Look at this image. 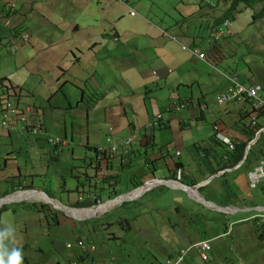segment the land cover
<instances>
[{"label": "rangeland", "instance_id": "obj_1", "mask_svg": "<svg viewBox=\"0 0 264 264\" xmlns=\"http://www.w3.org/2000/svg\"><path fill=\"white\" fill-rule=\"evenodd\" d=\"M50 1L51 0H0V7L2 6L1 4L7 2L15 5V9L19 11V14L11 18L12 24H20L23 34H28L26 31H31L33 36L32 40L38 38L48 42L52 41V38L60 34V29L56 25L55 17L61 16L63 12H65L60 9V6H49V10H45L43 7H45ZM122 1L128 4L131 8L130 10H135L137 12L135 16H129V11L126 10V23L133 21L146 22V20H148L159 25L163 30L166 28L169 32H174L176 34L178 27L175 23L183 20L182 12L186 13L189 11L187 8L182 10L181 7L188 4L192 6L196 5L199 8L200 2L204 3L203 0H149L152 5H146V1L148 0ZM139 2H142V4L138 5ZM205 2L211 4H213V2L214 4L218 3L219 6L216 8L214 14H211V10H207V8H201V10L199 8V10L194 11H191L193 8H190L191 14L189 15L188 20L191 24L189 23L186 25L185 31L189 29L196 34L194 39L197 40H199L197 35L205 34V32H200V30L202 27L206 30L208 24L207 19H211L213 16H219L222 13L221 9H224V6H227V2L224 3L223 0H218V2L217 0H205ZM30 3L37 4L38 8L42 4L41 10L35 8L32 11L24 13L23 11ZM256 9H258V6H256ZM51 11L55 13L51 14ZM65 15L68 18H71L73 14L72 12H67ZM251 16L252 12L249 10L239 15V20L231 27L232 34L225 36H231V38L225 39L224 37L217 42V46L211 54V59L214 63H211L210 65L208 62H203V64L198 63L201 73L198 74V67L194 65L197 61H192V59L186 61L184 55H182L183 52L181 51V48L180 52H176L174 55L172 64L175 66L180 65V71L183 73L184 77H188L190 74L197 76L192 85L200 83V86H197L194 90L199 92V99L202 97L203 99H206L209 106L210 113L206 116V121L196 124V127H194V130L192 131L193 134L196 133L197 135V140H194L193 142H199L200 139L204 138L209 139L212 135L211 125L215 121L218 120L222 123L226 122L229 126H232L239 120V111L241 109H251L250 106L245 104L232 103L222 108L215 105V98L219 93L217 91L225 87L226 89L230 87L227 77L237 74L240 82H243L244 78H246V81L247 79L248 81L249 79L250 81H256L257 91L264 99V20L259 21L255 27H252L249 26L251 23ZM0 26L4 25L1 24ZM6 30H9V33L12 34L10 25L1 30L4 31V37L2 39V46L0 47V78H3L4 71L9 70L10 68L11 71L15 72L16 60L19 54L22 53V51L19 50L18 54H16L18 51L16 53H10V37ZM128 30L126 38L129 40V43L127 44L130 45V47L134 48V46H138L143 49L144 44L145 46L148 45L147 36L133 34V29ZM180 37L185 41L193 39L189 37L184 38V36ZM141 39L144 44L137 45L136 42ZM6 43H8L7 47H5ZM179 43L181 42L179 41ZM114 45L115 47H119V44L114 43ZM125 51L131 53L130 48H125ZM57 52L58 51H56V54ZM43 59L44 56H38L36 58H31L30 60L34 66L37 67L42 64ZM177 60L183 61V63L177 62ZM139 62H143V57ZM51 68V65L45 67L41 66V70H43L44 73L50 71ZM35 71L37 72L39 70L36 68ZM121 71L122 65H117L109 72V82L106 84V88L109 86L111 89L112 86L115 85L116 77L120 75ZM87 75L88 72H85L84 77ZM21 76L22 74L20 73L16 74L17 79ZM43 77L47 76L36 74L29 83V89L34 90ZM67 81H69V83H75L73 82L71 75H67ZM78 83H81V77L78 78ZM76 85L81 87V89L85 88L82 83ZM87 88L88 92L91 94L92 88ZM78 89L79 88L68 84V95L79 97ZM126 89L129 88L126 87ZM226 89L222 91H225ZM162 92L165 97H168L170 92L177 93V87L172 91L164 87ZM6 93L7 92H4L2 94ZM142 93V95H145V90H143ZM21 96L22 98L20 99L19 107L26 114V118L29 122H36L37 119H40L46 131L57 138L62 137V139H65L66 130L69 143L71 127H73L74 144L78 146H80L81 142L85 143L89 135L91 142L90 145L94 146L96 144L95 136H92L94 129L104 125H107L109 129H114L113 126L118 121L111 112L106 115L108 118L107 121L101 115L92 116L94 123L88 121L85 108L87 103H84L77 112L76 110H64L63 112L53 114L49 107H46L49 102H46L43 94L34 92L31 95L27 91H23ZM92 96L93 95H91L90 98ZM148 96L151 99L152 95L148 94ZM94 100L96 99H92V106L89 105L90 107L87 108V110H90L92 107H101L102 105H110L112 107L117 106L115 104L97 102V100ZM194 101H197V98H194ZM145 102L149 103L146 99ZM33 104L43 108L42 111L44 116L39 117V113L35 111L34 108L28 107ZM71 105H76L75 101H71ZM226 111H229L230 115H224ZM241 125H243V123ZM262 126L264 127V121ZM175 129L176 128L154 132L155 149L149 150V154H157L161 148L168 147L171 155L175 154L176 150L181 151L182 159L189 164L191 159L196 156L191 154L188 150L190 143L182 142L179 138V131ZM190 133H187V136L190 137ZM183 136H186V134ZM125 137H127V135ZM44 139V137L40 136H30L26 146L25 143H23L24 141L21 136L18 134L15 137H11V140H13V142H11L13 144L12 147H8L4 141L1 142L0 168L3 169H0V190L3 189V186H7L8 177L17 174L16 164H13L12 166L10 163L9 168L8 166L6 168L4 165L5 157L8 156V153L13 151L18 155V162L22 167L23 174L27 176L32 173L47 174L48 176H45L43 179H46L49 182V186L54 190H59L62 186L63 181L59 179V176L67 175V188L72 189L75 187L76 181L70 176L69 163L71 161L65 162V165L53 163L47 173V163L44 159L43 153L46 151L48 152L49 150L41 147ZM72 150L76 152V156L82 154L77 152L80 150V147H70L71 153ZM69 157L70 153L68 152L67 155L62 156V160H68ZM144 158L145 157L140 159L141 165L137 163L132 172L126 175V180L142 174L145 169ZM170 162H172V160H160L157 162L158 177H165L161 172L160 166L168 169L174 167L173 163L170 164ZM59 167L60 169H63L62 172H57ZM237 176L238 173L229 174L227 176L229 185L237 192L240 198L235 207L242 210L250 208L252 211H240L236 214L218 211L213 206L207 207L197 199L191 198L190 195L183 190L164 185L156 188L153 187V190L147 192L144 196L137 198L136 202L130 203L129 208H122L121 204L115 207L116 204L122 203V201L115 203L111 207L115 208L110 210L108 215L97 211L99 210L98 207L100 205L93 207L90 210L96 211V214L82 216L80 218H90L86 220L99 218V222L95 225L97 228V235L94 236V239L97 241L107 239L109 242L106 245L95 244L94 253L91 254L95 256V264H152L155 260L159 263V261L166 257V252L186 246L192 241L205 238L212 240V257L207 263H203L201 259H198L197 264H229V261L230 264H264V239L259 240L255 235V224L253 221L242 222L244 219L257 214L254 206H264V199L261 196V190L251 191L253 196L259 195L256 196L253 201L247 199L245 196V191H249L246 187L248 184L247 175L243 172L239 177ZM220 181L221 180L219 179L211 186L205 187L200 195L205 201L222 206L221 204L223 203L221 200H223L224 194L222 191V183ZM34 185L40 190L43 188L39 178H35ZM123 192H127V190H124ZM75 197L76 195L71 194L68 203L65 201L66 195L59 197L60 200H57L64 205H69V202L74 203ZM108 199L109 197L104 198V200ZM34 202L35 201L27 199L16 200L5 203L0 207L1 211L2 207L6 206V208L0 213V227H4L5 223L14 226L16 230V246L20 247L23 251L24 264L75 263V256L79 252L78 249L80 246L79 244L76 245L78 230L77 227H75L74 221H77V218L71 217L66 212L58 211L59 215L57 218L59 225H51L48 228L44 214L37 213L23 206V203L33 204ZM40 203H38V205H40ZM137 216L138 218L133 222L135 228L133 231H126L120 227L114 228V232L116 231L118 235L123 236V240L120 242H112L110 239V236L112 235L109 234L112 231L111 229L103 230V222H107L108 220L118 221L123 217L134 219ZM227 224L229 225L227 226ZM225 225L230 229L229 235H223ZM69 243H74L73 248H68Z\"/></svg>", "mask_w": 264, "mask_h": 264}, {"label": "crops", "instance_id": "obj_2", "mask_svg": "<svg viewBox=\"0 0 264 264\" xmlns=\"http://www.w3.org/2000/svg\"><path fill=\"white\" fill-rule=\"evenodd\" d=\"M141 4L142 2L138 3V5ZM1 5L0 25L3 24L4 26H0V39L4 37V31L1 30L7 28L10 24L12 34L9 33V30H6V32H8V36L10 37L9 41H12L13 34L16 32L13 31L15 30L13 27L20 24H12L11 19L9 17L7 19L6 17L9 12L8 6L13 7L15 5L11 3L7 5L4 3ZM146 5H152V3L148 0L146 1ZM41 6L38 8V5L35 4L34 9L37 8L41 10ZM49 6H60V9L65 11L61 16L55 17L56 25L60 29V34L52 38V41L46 42L38 38L32 40L33 36L31 31H26L31 38L19 48V51H22V53L19 54L16 60V70L13 72L10 68L4 71L3 77H7V82L12 86H19L22 88V91H27L31 95L34 92L43 94L46 102H49L46 107H49L53 114L63 112L64 110H76L77 112L84 103H87L85 106L87 111L86 117L88 121L93 123L94 119L92 116L101 115L107 121L108 118L106 115L110 112L113 113L115 119L118 120L113 126L114 129H109L107 125L95 128L92 132V136H95L96 144L92 147L99 148L106 145L111 133L114 135L116 141L124 139L126 135L127 137L130 136L133 132L145 133V129L142 128L149 123L153 116L160 114V112L163 113L165 117L166 115H170V120H172L171 126L173 124V128H178V123L181 120L187 119L188 115L186 113L165 114L166 112L164 113V111L168 109L171 99L175 98L178 100L181 98L191 100L197 98V100H203V97L199 99V92L194 90V88L200 86V83L192 85L197 76L190 74L188 77H184L183 73L180 71V65L175 66L172 64L174 55L176 52H180V48L185 60L190 61L192 59V61H197V63H194L197 67L199 66L198 63L203 64V62H208L209 65L214 63L211 59V54L215 50L214 45L209 52H205L207 61L200 60L188 50L192 48L194 43H199L201 41L206 35V31L209 30V27H207L206 30L202 27L200 32H205V34L197 35L199 40L194 39L196 34L189 29L185 31L184 38H193L190 41L182 40L178 33V28L181 26L185 28L187 24H191L188 20L191 14L190 8H193L191 11L199 10L196 5L192 6L186 4L181 7L182 10L187 8L189 11L186 13L182 12L183 20L175 23L178 27L177 34L169 32L166 28L163 30L159 25L148 20H146V22L133 21L126 23L127 15L125 11L128 10V15L132 16L130 14L131 8L122 0H51L43 8L49 10ZM28 11L29 8L26 7L24 12ZM67 12H72L73 15L71 18L65 15ZM54 13L55 12L51 11V14ZM128 29H133V34L147 36L148 45L145 46L141 39L137 41L136 44L140 45L143 43V49L138 46H134V48L130 47V45L127 44L129 40L126 38L129 31ZM164 32L168 33L170 36L173 35L177 40L175 41L169 37H164ZM207 40L205 45L209 44ZM179 41L182 44L179 43ZM114 43L119 44V47H115ZM1 46L2 42L0 43V47ZM183 46L188 47V49H183ZM125 48H130L131 53L126 52ZM19 51L16 54H18ZM56 51H58L57 54ZM38 56H44V59L42 64L35 67L30 59ZM142 57L143 62L140 63L139 61ZM177 62L183 63V61L180 60H177ZM47 65H51L52 68L50 71L44 73V71L41 70V66L45 67ZM117 65H122V71L120 75L116 77L115 85H113L111 89L109 86L106 88V84L109 82V72ZM36 68L39 71L36 72ZM85 72H88L86 77H84ZM18 73L22 74L19 79L16 78V74ZM199 73H201V71L198 67V74ZM36 74L46 75L52 78L43 77L34 90L29 89V83ZM67 75H71L75 83H69V81H67ZM79 77H81V83L83 87H85L84 89L76 85L81 84L78 83ZM68 84L79 88V97L68 95ZM87 87L92 88L91 94L88 92ZM126 87L129 89H126ZM164 87L170 91L177 87V93L170 92L168 97H165L162 92ZM224 89H226V87L217 92L221 93ZM143 90L146 92L145 95H142ZM148 94H151L153 97L151 96L150 99ZM91 95L93 96L90 98ZM92 99H96L97 102L115 104L117 106L102 105L101 107H92L90 110H87V108L90 107L89 105L92 106ZM145 99L148 100L149 103H146ZM71 101H75L76 105H71ZM173 101L174 100H172V102ZM158 102L165 104H158ZM167 102L169 103L168 105ZM28 107L38 108V116H44L42 107H38L36 104ZM224 115H230V112H226ZM194 118H196V116H194ZM39 120L37 124H39ZM262 120L263 119L258 120V122L260 123ZM129 121L137 124L138 128L134 131L129 129ZM193 126H196V124ZM72 129L73 127H71L70 138L71 142L74 143ZM111 130L114 131L112 132ZM190 132V130L185 132L186 136H184V142L194 138L193 133L191 134ZM187 133H190V137L187 136ZM147 135L149 136V134ZM65 137H67L66 130ZM9 138L10 136H7L5 132H1L0 146L1 142L4 141L8 147H12L13 144L11 142H13V140ZM22 140L25 144L29 141V139ZM90 144L89 135L85 143L81 142L80 146L75 144L74 147H80V150L77 152L82 153L79 156H83L86 147H91ZM10 153L13 154L9 155L8 153V156L6 154L10 159L7 160L8 168L10 167V163L12 166L13 164L17 166L18 162V156L15 151ZM72 154L75 159L81 158L76 156L74 150ZM171 163H173V161L170 162V164ZM249 191H245L247 199L251 200L259 196L254 195L252 197V193Z\"/></svg>", "mask_w": 264, "mask_h": 264}, {"label": "trees", "instance_id": "obj_3", "mask_svg": "<svg viewBox=\"0 0 264 264\" xmlns=\"http://www.w3.org/2000/svg\"><path fill=\"white\" fill-rule=\"evenodd\" d=\"M203 2H200V10L201 8H207V10H211V14H214L216 11V8L219 6V4H211L206 3L205 0ZM218 2V0H217ZM224 3L227 2V6H224V9L222 8V13L219 16H213L211 19H207V27H209V30L206 31V35L201 39L199 43H194L192 45V50L196 49L197 47L204 48V52H209L210 47L214 45L216 47L217 42H211L208 45H205V42L210 37V33L213 31L218 30L225 21H230L234 24L239 20V15H241L243 12L249 10L252 12L251 16V23L249 26L255 27V25L261 21L264 20V0H223ZM204 4V5H203ZM34 3H31L28 5L29 11L34 10ZM256 6H258V9H256ZM24 12V11H23ZM25 13V12H24ZM19 14V11L17 9L10 10L7 14L6 18H12L13 16H16ZM20 27V30L17 31L16 36H19L21 29V25H16L15 28ZM16 30V29H15ZM178 33L180 36H184L185 34V28L182 26L178 28ZM229 35V34H226ZM225 35V36H226ZM166 37L165 35H163ZM224 36V37H225ZM207 38V39H206ZM231 36L225 37V39H229ZM206 39V40H205ZM2 42V39H0V43ZM8 46V43H6L5 47ZM255 79V78H254ZM8 81L7 77L0 78V112L2 110L1 103L3 100L12 101L15 102L17 105L20 103V99L22 98V88L19 86H12ZM242 84L248 83L250 86H255L257 84L256 81H246V78H244V81L241 82ZM262 90V88L260 87ZM4 92H7L6 94H2ZM153 97V96H152ZM194 99L187 100V99H181L179 98L177 101L176 106L169 104L167 102V105L169 104L168 109L164 111L165 114H181L186 113L188 115L187 119L181 120L178 123V128L175 130L179 131V138L182 142H184V136L185 132L194 130L193 126L194 124H200L204 121H206V116L209 111V106L207 104L206 99L203 100H197L194 102ZM161 102H158V104ZM165 104V103H161ZM246 105V104H245ZM172 108V110H171ZM35 111L39 113L38 108H34ZM229 112V111H226ZM197 114V115H196ZM257 115L258 120L263 118L261 114L254 113L253 110L245 111V108L241 109L239 111V120L234 123L232 126H229L227 123H225V128L219 132L225 134L226 132L228 134L234 133V140L233 144L235 145V149L232 151L229 149V146L225 145L221 141L217 139V133L214 132L215 127L221 128V121H215L211 125L212 135L209 137V139H200L199 142H193L194 140H197L196 133L193 134L192 140H187L185 143H190L188 146V150L191 154H193L194 157L191 159L189 164H187L182 159V152L179 150H176L175 154H170V149L168 147L161 148L159 150V153L157 154H149V150L155 149V140L153 133L156 131H162V130H169L174 129L173 124L171 126L172 120H170V115L164 116L162 120H158L156 123H153L152 128L146 129L145 133H139L138 139L134 142L133 145L127 147V148H120L117 152H99L97 147H90L87 146L85 150V154L83 156H77L81 157L80 159H75L73 157V154L70 152V147H74V143H70L65 137V139H62V137H54L50 135L48 131L45 133V139L42 143L41 147L46 148L49 151L44 152L43 156L47 163V173L49 172L50 167L53 163H57L60 165H65L64 163L67 161H71L69 163V169H70V176L76 181L75 187L72 189L67 188L66 182H67V175H61L59 176V179L63 181L62 186L59 190H54L51 186H49V182L46 179H43L45 176H48L47 174H39V173H32L29 176L23 174L22 167L20 166L19 162H17V174L12 175L7 180V186H3V189L0 190V198L5 197L6 195H9L11 193H15L21 189L25 190H35L38 189L37 186L34 185L35 178H39L41 181V185L44 188L38 189L42 191L44 194L48 195L50 198L59 199V197L66 195L65 201L68 203L70 195H77L81 196V200H76L74 203H70L69 205L72 208L79 209V208H89L93 207L95 205H98L100 202L104 201V198L109 197V199H115L116 197L122 195L123 193H129L133 190L139 189L141 186H143L148 180L150 179H160V180H175L176 179V173L179 169H183L185 173H187V176L185 177L182 182L188 186H194L199 184L200 182H204L211 178L212 176H216L221 174L222 172H225L227 169H234L240 162H242L245 158L247 147L249 143L255 140L257 132L263 128L262 122L257 124V127L253 128L251 124L249 123V120L251 117ZM196 116V118H194ZM129 129L134 131L138 128V125L135 123H131L129 121ZM243 123V125H241ZM145 126L142 128L144 129ZM35 127H27V134L24 135L25 138H30V136L33 135V130ZM42 131H45V128L43 125H41ZM222 129V128H221ZM199 130V129H198ZM149 133V136L147 135ZM232 133V134H233ZM44 135V134H43ZM42 141V140H41ZM27 146V144H25ZM73 151V150H72ZM70 153V157L68 160H62V156L67 155V153ZM145 155V156H144ZM172 156V157H170ZM68 157V156H67ZM144 158V167L142 174H139L137 177H132L131 179L126 180V175L131 173L132 170L135 168V165L139 163L141 165V158ZM264 157V133L260 134L258 140L251 146L250 153L248 154L246 160L244 161L243 165L237 169L233 170L231 173H225L221 177L214 179L212 183H210L207 186H211L219 179L222 183V191L224 194L223 200L221 202L223 206L229 207V206H237L238 201L240 200L237 192L229 185V182L227 180V176L229 174L238 173L239 177L243 172L248 173L250 170L255 167L259 162L260 159ZM160 160L166 161V160H172L173 161V168H162L160 166L161 172L165 175V177H158V166L157 162ZM163 163V162H162ZM4 165L7 168L6 162L4 161ZM3 165V167H4ZM3 169V168H0ZM66 169V168H65ZM63 169H60V167L57 169V172H62ZM198 173L200 177L193 176V174ZM236 177V178H237ZM235 178V179H236ZM201 187L199 189L200 193L201 191L207 187ZM124 190H127V192H123ZM262 195H264V191H262ZM97 198L96 200L92 201V198ZM60 200V199H59ZM136 201H133V203ZM132 202H127L123 205L124 208H129V204ZM226 204V205H224ZM25 208H28L32 211H35L37 213H42L45 215L46 224L49 228L51 225H59L58 223V213L55 209H53L50 205L46 204H23ZM220 206V205H219ZM6 208L4 206L2 210ZM138 218V216L134 219L129 218H120L117 220H110L107 222H103V230L111 229L110 226L113 227H120L121 229H124L126 231H133L134 225L133 222ZM85 219V218H82ZM99 218L97 219H91V220H85L80 222H75V227H77L78 230V238L84 239L86 243H92V244H99L103 245V243H106V239H101L99 241L94 239V236L97 235V228L95 225L99 222ZM252 221L255 224V235L258 237V239L263 240L264 239V224H259L257 219H252ZM229 224H227L228 226ZM91 226V227H89ZM225 225L224 233L223 235H229L230 229H228ZM113 236L110 238L114 240V242H120L123 240V236L118 235L117 232L110 233ZM220 236V235H219ZM84 237V238H82ZM201 241H210L211 244V250H210V259L212 257V240L205 238L201 240H196L188 243L186 246L180 247L178 249H174L171 251L166 252V257L159 261L155 260L152 264H174L177 260L178 255L182 251H187V254L184 256V261L191 260V254L194 250V245L196 243ZM192 260L196 261V258H193ZM75 264H95V256L91 255L89 253L87 254H76L75 256ZM230 264V261H229Z\"/></svg>", "mask_w": 264, "mask_h": 264}, {"label": "clouds", "instance_id": "obj_4", "mask_svg": "<svg viewBox=\"0 0 264 264\" xmlns=\"http://www.w3.org/2000/svg\"><path fill=\"white\" fill-rule=\"evenodd\" d=\"M6 5L7 4H10L9 2H7V3H5ZM8 9H9V11L10 10H15V6H13V7H11V6H8ZM133 13H135V14H133ZM130 14L132 15V16H135L136 14H137V12L135 11V10H131V12H130ZM8 19V18H7ZM226 22V21H225ZM224 22V23H225ZM231 24L233 25V23L231 22ZM10 25V24H9ZM232 25H231V27H232ZM231 27H230V33H228L229 35L230 34H232V31H231ZM13 29H16V30H13V31H16L15 32V34H13V39H12V41H9V45H11L10 46V48H9V50H10V53H16L18 50H19V48H20V46L23 44V43H25V42H28L29 41V39H30V37H29V35L28 34H23L22 33V31H20V33H18V34H20L19 36H16V34H17V31L18 30H20V27H18V28H15V27H13ZM214 32V31H213ZM212 32V33H213ZM212 33H210V37H209V41H207L208 43H211V42H218V41H220L221 39H223L224 37H222L220 40H215V39H213L212 38V36H211V34ZM25 35H28V39L27 40H24L23 39V37L25 36ZM164 35L166 36V37H169V38H171V37H173V36H170L168 33H166V32H164ZM172 39V38H171ZM15 44H17L18 45V49L15 51V52H12L11 51V49H12V46L13 45H15ZM184 47H186V46H183V49H184ZM187 49H188V47H186ZM196 49H200V48H196ZM202 49V48H201ZM200 49V50H201ZM186 50V49H185ZM189 51H191V53H192V51L194 50H192V48H190V49H188ZM202 51H203V49H202ZM204 52V51H203ZM194 56H196V55H194ZM202 61H207V59H205V60H202ZM231 77H236V79H237V82L238 83H240L241 85H243V86H246V87H255V88H257L256 87V85L255 86H250L248 83H246L247 85H245V84H242L241 82H240V79H239V76L237 75V74H234V75H231V76H229V77H227V81L230 83V87L228 88V89H226L225 91H223V92H221V93H219L217 96H216V98H215V105L217 106V107H220V108H222V107H225V106H227V105H229V104H232V103H229V104H226V105H224V106H218L217 105V98L221 95V94H223V93H225V92H227L228 90H230L232 87H233V85H232V83H231V81H230V78ZM258 92V91H257ZM260 95V94H259ZM172 100H174L173 102H172ZM5 101L6 102H8L7 100H3V102L1 103V108H2V110H1V112L3 111V108H4V104H5ZM177 101L178 100H176L175 98H172L171 99V101H170V104H171V106L172 105H175L176 106V104H177ZM12 104H13V107H15V109L18 111V115L19 116H23V117H25L26 118V114L24 113V111H22L21 109H20V107H19V105H17L15 102H12V101H10ZM235 103V102H234ZM235 104H246V105H248V106H250L251 107V109H249V110H253L254 111V109H253V106H252V104L251 103H249V102H244V103H235ZM245 111H248V110H245ZM0 112V113H1ZM254 113H256V114H261V113H258V112H256V111H254ZM261 115H263V114H261ZM157 116H162V119L164 118V115H163V113H161L160 112V114H158V115H155V116H153L151 119H150V121H149V123L153 120V119H155ZM253 117H255L256 118V120H257V124L259 123L258 122V118H257V115H255V116H253ZM253 117H251L250 118V124H251V119L253 118ZM263 118H261V119H264V115L262 116ZM12 119V123L13 124H16L17 125V127H18V130L17 131H9V132H6V131H1L0 130V133L1 132H5L6 134H7V136H10V138L12 137V136H16V135H20L21 136V138L22 139H29V138H25L24 137V135L25 134H27V127H35V128H39L40 130H41V132H42V134H39V135H34V136H36V137H38V136H40V137H44L45 138V133H46V130L45 131H42V129H41V125H42V122L39 120V119H37L36 120V122H33V121H28L27 120V118H26V120H27V123L26 124H20V122H19V118L16 116V117H12L11 118ZM161 119V120H162ZM261 119H259V120H261ZM39 120V124H37V121ZM148 123V124H149ZM222 123V122H221ZM148 124L145 126V130L147 129V126H148ZM25 127V130L24 131H22L21 130V128L22 127ZM225 122L223 123V125H221V128H219V127H215L214 128V132H218L217 133V139L219 140V141H221L222 143H224L226 146L228 145L229 146V149L230 150H234L235 149V145L233 144V140H234V134H228L227 132L225 133V134H223V133H220L219 132V130L220 131H222L225 127ZM251 126H252V124H251ZM253 127V126H252ZM257 127V126H256ZM253 128H255V127H253ZM262 129H264V127L263 128H261L260 130H262ZM259 130V131H260ZM112 132L114 131V130H111ZM259 131L257 132V135H256V138L255 139H257L258 140V138H259V136H260V134H262L263 132H260L259 133ZM259 133V134H258ZM44 134V135H43ZM147 134H149V133H147ZM132 136H134L136 139H138V136H139V133H136V132H133L130 136H128V137H126V138H124V139H122V140H120V141H116L115 140V137H114V135L111 133L110 135H109V137H108V140L109 139H113L116 143H118V144H122V143H124V142H126L128 139H130ZM9 138V139H10ZM108 140H107V144H108ZM253 142V141H252ZM251 142V143H252ZM251 143H249V145L251 144ZM107 144L106 145H104V146H107ZM254 144V143H253ZM252 144V145H253ZM249 145H248V147H247V150H248V148H249ZM251 145V146H252ZM104 146H101V147H104ZM231 146H233V148L231 147ZM101 147H99V148H101ZM99 148H98V150H99ZM121 148H123V147H121ZM250 149H251V147H250ZM247 152V151H246ZM250 153V152H249ZM9 154H13V153H9ZM18 156V155H17ZM246 156V155H245ZM7 160H10L8 157H5V159H4V161L6 162V165L8 166V163H7ZM246 159L244 158V160L242 161V162H240L234 169H227V170H225V172H222L221 174H219V175H216V176H212L211 178H214V179H217V178H219V177H221L222 175H224L225 173H231V172H233V170H237V169H239L242 165H243V163H244V161H245ZM262 160V158L260 159V161ZM260 164V162L255 166V167H253L251 170H250V172H248V173H246V175H247V182H248V185H247V187H248V189L250 190V192L251 191H253V190H261V196L262 197H264V195H262V191H264V188L262 187V186H260V187H256V188H252L251 186H250V183H249V178H248V176H249V174L252 172V170H254L258 165ZM176 179L175 180H170V182L171 183H175V184H181V185H185V186H187V187H189V188H192V187H196V186H198L199 184H201V183H206V182H208L211 178H209L208 180H206V181H204V182H200L199 184H197V185H194V186H188V185H186V184H184L183 182H182V180H184L185 179V177L187 176V173H185L184 172V170L183 169H179L178 170V172L176 173ZM193 176H196V177H200V175L198 174V173H196V174H193ZM11 177V176H10ZM10 177H8V178H10ZM213 179V180H214ZM212 180V181H213ZM160 181H168V180H160V179H150V180H148L143 186H141L139 189H136V190H133V191H131V192H129V193H126V194H122V195H120V196H118V197H116L115 199H108V200H104L103 202H100L98 205H95V206H99L98 208H100L101 206H104V205H108L109 203H111V202H115V203H117L120 199H122V198H124V197H126V196H128V195H131V194H133V193H138V195H137V198H139V197H142V196H144L147 192H149V191H151V190H153L154 188H156V187H158V186H163V185H160ZM212 181L211 182H209V183H207V184H205L204 186H207V185H209L210 183H212ZM164 186H166V185H164ZM204 186H201V187H204ZM154 187V188H153ZM200 187V188H201ZM199 188V189H200ZM199 189H197L198 191H199ZM142 190H144V192L145 191H147V192H145V193H141L142 192ZM29 191H31V190H25V189H21V190H19V191H17V192H15V193H11V194H9V195H6L5 197H2V198H0V200L1 199H7V198H9V197H12V196H16L17 194H19V193H24V192H29ZM33 191H37L38 193H43L42 191H40V190H38V189H35V190H33ZM136 191V192H135ZM252 193V192H251ZM199 194H200V191H199ZM46 196H48V195H46ZM194 197H192L191 195H190V197L191 198H193V199H197L199 202H203L204 201V199L203 200H200L196 195H193ZM201 196V195H200ZM252 196H253V193H252ZM49 197V196H48ZM202 197V196H201ZM50 198V197H49ZM137 198L136 199H125V200H122V203H118V204H116L115 205V207L117 206V205H119V204H121V207L122 208H124L123 207V205L125 204V203H127V202H133V201H136L137 200ZM51 199H54V200H57V199H55V198H51ZM81 200L82 199V197L81 196H77L76 195V197L74 198V202L76 201V200ZM97 198H95V197H93L92 198V201H94V200H96ZM254 199H251V201H253ZM57 201H59V200H57ZM40 202H44V203H40ZM38 203H40V204H46V205H50L53 209H55L54 208V206L52 205V204H49V203H46V201H35L33 204H37L38 205ZM59 203L60 204H62L63 206H66V207H69V208H72L70 205H64L62 202H60L59 201ZM71 203V202H70ZM212 203V202H211ZM23 204H25V203H23ZM26 204H30V203H26ZM72 204V203H71ZM2 206V205H1ZM95 206H93V207H95ZM206 206L207 207H212L213 205L211 204L210 206L208 205V204H206ZM93 207H89V208H79V209H75V208H72V209H75V210H87V211H89L90 209H92ZM115 207H113V208H115ZM214 208H215V206H213ZM222 207V206H221ZM255 207V209H256V211H257V214H255V215H253V216H251L250 218H247V219H244L242 222H244V221H247V222H249V221H252V219L254 220V219H257L258 220V222H259V224H264V222L262 221V215H264V206H261V205H257V206H254ZM3 208V207H2ZM113 208H111L110 210H112ZM224 208H228V210L227 211H229V212H225V213H231V214H236V213H238V212H240V211H252V209H250V208H245L244 210H242V209H240V208H238V207H235V206H229V207H224ZM56 211H57V213H58V215H59V212L58 211H63V210H57V209H55ZM109 210V211H110ZM109 211H106V212H101L102 214H107L108 215V213H109ZM63 212H66V211H63ZM223 212V211H222ZM106 215V216H107ZM104 217V216H103ZM86 219H90L89 217L88 218H85V219H76L78 222H80V221H85ZM77 221H74V222H77ZM108 221H110V220H108ZM110 228H111V232L110 233H113L114 232V228L115 227H113V226H110ZM15 228H14V226H12L11 224H7V223H5V226L4 227H0V264H24V256H23V251H22V249L20 248V247H18V246H16V236H15ZM116 232V231H115ZM109 233V234H110ZM110 235H112V234H110ZM113 236V235H112ZM112 236H110V238L112 237ZM122 236V235H121ZM77 239V243H76V245H80L79 246V252L77 253V254H87V253H89V254H93L94 252V249H95V244H92V243H86L85 241H84V239H79L78 237L76 238ZM112 240V239H111ZM260 240V239H259ZM112 242H114V240H112ZM111 242V243H112ZM201 242H208L209 243V245H210V250H211V244H210V241H201ZM201 242H198V243H201ZM107 243H109L108 241H107V239H106V243H103V245H106ZM198 243H196V244H198ZM73 246H74V243H69L68 244V248L70 249V248H73ZM210 250H209V252H208V259L207 260H204L203 258H202V256L199 254V253H197L196 251H193L192 252V254H191V260H189V261H187V263H186V261H182V263L181 264H197V260L198 259H201L202 261H203V263H207V261H209L210 260ZM182 253V252H181ZM181 253H180V255H181ZM180 255H178V257H177V260L175 261V263L174 264H177L178 263V261H179V259H180ZM193 258H196L197 260L196 261H194V260H192ZM61 264V263H60ZM72 264H75V263H72Z\"/></svg>", "mask_w": 264, "mask_h": 264}, {"label": "built area", "instance_id": "obj_5", "mask_svg": "<svg viewBox=\"0 0 264 264\" xmlns=\"http://www.w3.org/2000/svg\"><path fill=\"white\" fill-rule=\"evenodd\" d=\"M135 14V13H133ZM231 22L226 21L218 30L214 31L211 36L215 40H220L222 37H224L226 34L230 33V27H231ZM173 40H177L176 37H171ZM24 40L28 39V35H25L23 37ZM18 49V45L15 44L12 46L11 51L15 52ZM184 49H187L184 47ZM193 55H196L200 60H205L206 59V53L203 52L200 49H194L192 51ZM230 81L233 85V87L228 90L227 92L221 94L217 98V105L218 106H224L229 103H244V102H249L252 104L254 111L261 113L264 115V99L259 95L257 92V88L255 87H246L241 85L240 83L237 82L236 77H231ZM18 117L20 120V124H26L27 120L23 116L18 115V111L13 107V104L8 101H5L3 111L0 113V130L1 131H6V132H11V131H17L18 127L16 124L12 123V117ZM162 116H157L155 119H153L147 126V129L152 128L153 123H156L158 120H161ZM251 124L253 127L257 126V120L255 117L251 119ZM22 131L25 130V127L23 126L21 128ZM260 132L264 133V129L260 130ZM258 133V134H259ZM34 135H39L42 134L41 130L39 128H35L33 130ZM136 141V138L132 136L130 139H128L126 142L122 144L116 143L113 139L108 140L107 146L99 148V152L107 153V152H112L115 153L120 149L121 147L127 148L131 145L134 144ZM233 148V146H231ZM249 178V183L252 188H258L262 186L264 188V157L260 161V164L252 170V172L248 176ZM262 221L264 222V215H262ZM210 250V245L208 242H201L196 245H194V250L197 253H199L204 260L208 259V252ZM187 254V251H182L180 255V259L177 264H181L184 256Z\"/></svg>", "mask_w": 264, "mask_h": 264}, {"label": "bare ground", "instance_id": "obj_6", "mask_svg": "<svg viewBox=\"0 0 264 264\" xmlns=\"http://www.w3.org/2000/svg\"><path fill=\"white\" fill-rule=\"evenodd\" d=\"M172 185L179 186L178 184H172ZM188 190L190 191V193L192 195H196L201 200H203L202 197L199 194V191L197 189H188ZM137 195H138V193H133L130 196H126V197L120 199L118 202H120L122 200H125V199H135L137 197ZM17 196H19V197H17ZM24 199L32 200V201H47V202H51V203H53L54 206L58 207L59 209H61L63 211H66V213H68L71 217L77 218V219H82V218H80L82 216H89V215L96 214L95 213L96 211H94V210L77 211V210L65 209V207L62 206L59 202H57L55 200H50L49 197L46 196V194H44V193H38L37 191H29V192L19 193L16 196H12V197H9V198H7L5 200H1L0 201V207H1V205L5 204V203H9V202L16 201V200H24ZM114 204H115V202H111L108 205L101 206L99 208V210H97V211L100 212V213L101 212L109 211L110 208ZM208 205L210 206L211 204H208ZM188 233H189V231H188Z\"/></svg>", "mask_w": 264, "mask_h": 264}, {"label": "water", "instance_id": "obj_7", "mask_svg": "<svg viewBox=\"0 0 264 264\" xmlns=\"http://www.w3.org/2000/svg\"><path fill=\"white\" fill-rule=\"evenodd\" d=\"M257 141V139H255L250 145H249V148H248V150H247V152H246V156H245V159L247 158V156H248V154H249V152H250V147H251V145L253 144V143H255ZM214 178H211L208 182H204V183H201V184H199L198 186H196V187H192V188H189V187H187V186H185V185H179V186H174V185H172V184H175V183H171L170 181H160L159 183H160V185H166V186H168V187H171V188H175V189H180V190H183V191H185V192H187L189 195H191L192 197H194L191 193H190V191L188 190V189H199L201 186H204L205 184H207V183H209V182H211L212 180H213ZM148 191V190H147ZM147 191H145V192H147ZM136 192V191H135ZM144 192V190H142V192L141 193H145ZM128 196H130V195H128ZM137 198V197H136ZM135 198V199H136ZM50 200H54V199H51V198H49ZM1 200H4V199H1ZM0 200V201H1ZM55 201H57V200H55ZM57 202H59V201H57ZM46 203H49V204H52L53 205V203H51V202H47L46 201ZM202 203H204L205 205L208 203V204H212L213 206H215V208L218 210V211H223V212H229V211H227L228 210V208H224V207H221V206H219V205H215L214 203H211V202H207V201H203ZM62 205V204H61ZM54 206V205H53ZM63 206V205H62ZM65 207V209H70V210H75V209H72V208H69V207H66V206H64ZM54 208L55 209H57V210H61V209H59L58 207H56V206H54ZM77 211H79V210H77ZM80 211H83V210H80ZM79 220V219H78Z\"/></svg>", "mask_w": 264, "mask_h": 264}]
</instances>
